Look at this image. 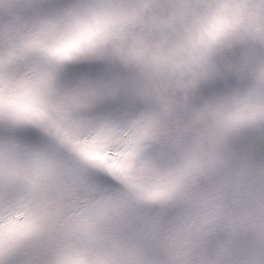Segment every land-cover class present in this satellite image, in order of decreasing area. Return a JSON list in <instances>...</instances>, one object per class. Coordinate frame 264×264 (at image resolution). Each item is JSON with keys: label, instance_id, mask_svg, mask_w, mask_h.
<instances>
[{"label": "snow or ice", "instance_id": "6c2138e0", "mask_svg": "<svg viewBox=\"0 0 264 264\" xmlns=\"http://www.w3.org/2000/svg\"><path fill=\"white\" fill-rule=\"evenodd\" d=\"M159 9L0 0V264H264V0L180 5L178 75L113 44Z\"/></svg>", "mask_w": 264, "mask_h": 264}, {"label": "clouds", "instance_id": "9594fccd", "mask_svg": "<svg viewBox=\"0 0 264 264\" xmlns=\"http://www.w3.org/2000/svg\"><path fill=\"white\" fill-rule=\"evenodd\" d=\"M144 4H158L159 11H147L143 18L134 24L127 25L113 37V44L122 47L126 52H143L141 70L166 71L179 74L178 61L175 55L171 32L186 33L189 28L187 18L180 9L186 0H141ZM168 23L170 32L160 33L157 20ZM208 32L215 30V22L209 20L206 24ZM242 35L227 49V54L236 63H247L249 75H254L264 67V40L245 31L243 22L239 25ZM199 37H194L198 39ZM135 68V63L133 64Z\"/></svg>", "mask_w": 264, "mask_h": 264}]
</instances>
